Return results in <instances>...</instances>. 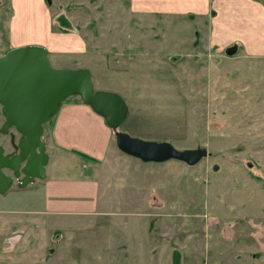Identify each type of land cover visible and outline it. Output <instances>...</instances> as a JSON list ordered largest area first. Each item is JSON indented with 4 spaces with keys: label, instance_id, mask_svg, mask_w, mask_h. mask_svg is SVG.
<instances>
[{
    "label": "rangeland",
    "instance_id": "obj_1",
    "mask_svg": "<svg viewBox=\"0 0 264 264\" xmlns=\"http://www.w3.org/2000/svg\"><path fill=\"white\" fill-rule=\"evenodd\" d=\"M50 28L64 49L51 52L54 67L87 68L98 90L124 98L119 130L210 155L190 166L117 147L118 192L135 178L146 205L71 222L53 232L60 244L41 245L23 264H174L173 249L181 264H264V0H0V57Z\"/></svg>",
    "mask_w": 264,
    "mask_h": 264
},
{
    "label": "crops",
    "instance_id": "obj_2",
    "mask_svg": "<svg viewBox=\"0 0 264 264\" xmlns=\"http://www.w3.org/2000/svg\"><path fill=\"white\" fill-rule=\"evenodd\" d=\"M200 11L199 8L198 12ZM49 26H51V18L48 28ZM25 44L45 46L49 58L51 52L55 58H58L64 50L54 44L51 28L44 33L40 31L38 38L32 43L27 41ZM15 46L20 45L15 44ZM48 126L50 129L48 130L46 125L44 135L50 157L46 166V178L37 180L26 188L13 187L6 195H0V203L13 205L38 203V207L30 206L31 209L26 211L0 206V247L4 248V251L0 252V259L14 258L15 250L12 254L8 252L12 247L18 250L22 248L34 250L41 245H48L53 232L59 228L64 229L68 224L71 226V222H76L78 219L83 223L81 221L86 220L87 216L98 219L115 214L116 208L120 205L125 207L124 211L128 205L133 207L146 205L143 202L144 197L142 199L138 197L142 186L136 183L135 178L124 179L128 190L122 194L118 192L120 184L114 175L116 176L115 171L121 168L119 166L121 162L111 159L118 156L116 150L118 146L113 130L107 125L103 116L80 101L70 106H62ZM73 138L76 139L72 140ZM79 156L88 161L83 163L82 168L93 169L95 174L86 175L85 171L80 169L79 160L76 158ZM135 163L139 164V162ZM104 168L112 170L113 179H109L104 174L102 171ZM110 186L112 188L109 189ZM148 206L153 209L151 205ZM148 208L145 215H151ZM62 217L75 220H71L70 223L67 220L63 222L59 219ZM63 238L64 236L61 238L62 241Z\"/></svg>",
    "mask_w": 264,
    "mask_h": 264
},
{
    "label": "water",
    "instance_id": "obj_3",
    "mask_svg": "<svg viewBox=\"0 0 264 264\" xmlns=\"http://www.w3.org/2000/svg\"><path fill=\"white\" fill-rule=\"evenodd\" d=\"M238 49L233 45L226 53L231 56ZM71 96H79L103 116L119 149L130 156L145 162L177 160L194 166L210 155L204 147L180 150L168 141L145 140L119 130L129 114L120 94L98 90L87 68L54 67L44 46H18L0 57V105L6 121L0 134L13 127L21 135L18 152L0 156V195L46 178L50 157L43 139L45 125Z\"/></svg>",
    "mask_w": 264,
    "mask_h": 264
},
{
    "label": "flooded vegetation",
    "instance_id": "obj_4",
    "mask_svg": "<svg viewBox=\"0 0 264 264\" xmlns=\"http://www.w3.org/2000/svg\"><path fill=\"white\" fill-rule=\"evenodd\" d=\"M48 1H50V0H48ZM1 108H2V106L0 105V130L3 128V126L5 125V122H6L4 116L1 112V110H2ZM20 140H21V135L13 127H10L8 129L7 133L1 132V134H0V156L4 157L6 155L9 156L10 154H16L18 152L17 145L20 142ZM5 172L9 173L8 170H5ZM98 220L96 221V224H100ZM151 233H152V230L150 228L149 234H151ZM61 238H62V234H58L57 236H55L53 234L52 239L48 244V247L51 245L52 242L56 243V245L60 244V242H62ZM36 249H34V250H36ZM54 249L55 248H53L52 250L50 249L49 251H53ZM157 249H158V245H157ZM14 250H15L14 254H16V256L14 257L15 259L13 257H9V258L5 257V258L0 259V264H23V261H21L20 258H23L24 256H26V255H28L34 251V250L23 249V248L18 250L17 248L12 247V250H8V252H10L12 254V252ZM2 251H4V248L0 247V252H2ZM176 251H177L176 249H173V251L171 252V255H170L171 263L173 262L174 264H181L182 263L181 257L179 258L178 262H176L173 258V255L175 254ZM161 253H162V250L160 251V255H161ZM168 258L169 257L166 258V262H167ZM166 262H163L161 264H166Z\"/></svg>",
    "mask_w": 264,
    "mask_h": 264
},
{
    "label": "trees",
    "instance_id": "obj_5",
    "mask_svg": "<svg viewBox=\"0 0 264 264\" xmlns=\"http://www.w3.org/2000/svg\"><path fill=\"white\" fill-rule=\"evenodd\" d=\"M60 20H61V22H62L63 24H65V23L69 24V21H67L65 15H62ZM51 122H52V120H50V121L48 122V124H50ZM83 155H86V154H83Z\"/></svg>",
    "mask_w": 264,
    "mask_h": 264
},
{
    "label": "bare ground",
    "instance_id": "obj_6",
    "mask_svg": "<svg viewBox=\"0 0 264 264\" xmlns=\"http://www.w3.org/2000/svg\"><path fill=\"white\" fill-rule=\"evenodd\" d=\"M113 137V136H112Z\"/></svg>",
    "mask_w": 264,
    "mask_h": 264
}]
</instances>
